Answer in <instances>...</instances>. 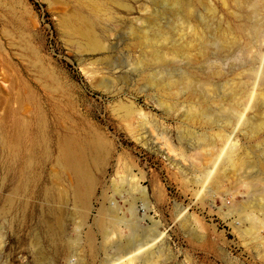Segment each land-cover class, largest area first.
Instances as JSON below:
<instances>
[{
    "label": "rangeland",
    "instance_id": "rangeland-1",
    "mask_svg": "<svg viewBox=\"0 0 264 264\" xmlns=\"http://www.w3.org/2000/svg\"><path fill=\"white\" fill-rule=\"evenodd\" d=\"M77 263L264 264V0H0V264Z\"/></svg>",
    "mask_w": 264,
    "mask_h": 264
},
{
    "label": "bare ground",
    "instance_id": "bare-ground-1",
    "mask_svg": "<svg viewBox=\"0 0 264 264\" xmlns=\"http://www.w3.org/2000/svg\"><path fill=\"white\" fill-rule=\"evenodd\" d=\"M74 27L79 33H81V36L84 35L87 37H91V36H94L95 31H96V29L94 30V21L88 15H82L81 17H79L78 20L74 23ZM82 152L83 151H81L77 141H75L73 139L66 140L62 144L61 149H60V161L65 166H73V167L77 168L81 172V174H83L87 171H86V166H85V162L83 159V153ZM234 163L235 162H233V165H234ZM241 163L239 164V162H238L239 165H241ZM77 187L79 188V185ZM220 190H222V189H220ZM79 191H80L79 189L76 190L77 196H78ZM143 192L145 195L147 194L145 189ZM242 204H243V208H244V206L246 208V204H244V203H242ZM146 205L144 204L143 206H144V213L147 215L149 209L147 208ZM234 209H236V208H234V207L230 208L229 207L228 212L226 214L231 216V214H233V212H235ZM53 211H54V215L56 217L57 225L60 226V228H62V222H61V216H60L61 210L55 208ZM242 212H244V210ZM117 215H116L115 207H112V205H111L110 207H108L105 210L104 217L103 216L101 217V218H103L102 222L103 223L107 222V223L111 224L112 226H115L116 222L118 221ZM247 217H248V219H250L252 221L251 222L252 229H257V225H262L261 221H260L261 218H259L260 216L257 217L256 214H253L252 212H250L247 214ZM108 233H110V232L108 231ZM143 244L144 245H142V246L140 245L138 248H136L135 251L133 250L136 253H133L131 256L129 255V257L127 258L128 262H132L133 260H135V258H137V253L139 251H141L142 249L147 248L149 246V244H152V243H150V240H148Z\"/></svg>",
    "mask_w": 264,
    "mask_h": 264
}]
</instances>
